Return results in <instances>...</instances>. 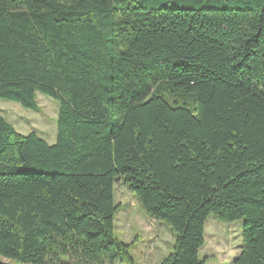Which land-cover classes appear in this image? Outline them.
Listing matches in <instances>:
<instances>
[{"label":"trees","instance_id":"obj_1","mask_svg":"<svg viewBox=\"0 0 264 264\" xmlns=\"http://www.w3.org/2000/svg\"><path fill=\"white\" fill-rule=\"evenodd\" d=\"M37 93L54 144L0 114V264H135L117 184L170 227L159 264H203L209 215L264 264V0H0V99Z\"/></svg>","mask_w":264,"mask_h":264},{"label":"rangeland","instance_id":"obj_2","mask_svg":"<svg viewBox=\"0 0 264 264\" xmlns=\"http://www.w3.org/2000/svg\"><path fill=\"white\" fill-rule=\"evenodd\" d=\"M57 112V104L39 93L34 110L0 99V114L18 133L26 135L34 132L49 145L55 142ZM114 203L119 206L114 216V235L125 244L132 245L130 256L135 264L162 262L171 253L174 244L170 227L148 218L137 197L121 184L114 187ZM242 237V219L223 222L209 215L205 222L204 245L199 250V262L232 264L242 251Z\"/></svg>","mask_w":264,"mask_h":264},{"label":"crops","instance_id":"obj_3","mask_svg":"<svg viewBox=\"0 0 264 264\" xmlns=\"http://www.w3.org/2000/svg\"><path fill=\"white\" fill-rule=\"evenodd\" d=\"M149 218V217H148Z\"/></svg>","mask_w":264,"mask_h":264}]
</instances>
